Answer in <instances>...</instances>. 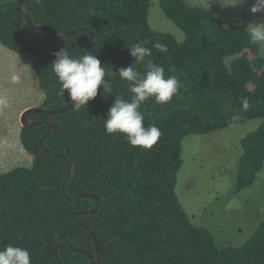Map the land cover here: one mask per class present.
I'll use <instances>...</instances> for the list:
<instances>
[{"label": "trees", "instance_id": "1", "mask_svg": "<svg viewBox=\"0 0 264 264\" xmlns=\"http://www.w3.org/2000/svg\"><path fill=\"white\" fill-rule=\"evenodd\" d=\"M19 0H0V42L10 50L28 54L44 92L42 107L57 109L71 102L59 95L60 83L52 71L54 53L77 40H91L79 30L61 39L47 31L31 29L18 11ZM165 15L184 31L173 33L152 27V0H25L23 8L37 24L57 33L89 28L92 43H77L69 54L91 52L106 72L133 63L128 47L141 44L152 55L136 65L143 74L147 63L175 75L181 86L167 104L150 98L141 105L144 126L155 125L161 136L151 149L131 146L124 135H108L103 127L114 97L131 99L129 83L118 73L107 76L112 91L98 90L87 106H75L54 115L37 113L34 120L52 119L58 130L45 139L49 152L68 155L74 172L66 184L69 195L84 192L92 197L67 199L62 184L69 160L46 156L40 145L48 124L22 126L20 140L33 156L30 166L18 165L0 174V250L8 245L27 248L31 264H92L58 234L98 256L92 234H97L100 264H264V220L241 246L220 247L210 230L197 226L177 193L178 173L184 163L183 140L224 129L234 123L261 119L258 127L240 140L234 192L248 187L264 168V56L249 43L246 26L226 24L212 9L187 0H160ZM160 42L167 52L153 45ZM103 93V95H102ZM242 98L249 108L244 110ZM186 139V140H187ZM186 146V145H185ZM185 156V152H184ZM74 214L73 218L72 215Z\"/></svg>", "mask_w": 264, "mask_h": 264}, {"label": "rangeland", "instance_id": "2", "mask_svg": "<svg viewBox=\"0 0 264 264\" xmlns=\"http://www.w3.org/2000/svg\"><path fill=\"white\" fill-rule=\"evenodd\" d=\"M187 1L212 9L226 24L247 27L252 20L264 21V13L253 14L250 11L255 0H243L236 6L227 5L230 0ZM149 19L153 28L173 33L179 40L185 38L184 31L165 15L160 0H152ZM31 69L38 83V76ZM39 91L44 94L37 84V101L34 102L38 105L42 104L38 102L42 99ZM31 94L34 93L31 91ZM26 99L29 97L21 87L15 91L8 86H0V101H4L0 103V174L18 165L30 166L33 162V156L24 149L20 140L21 115ZM261 121L257 118L246 123H234L227 128L183 140L184 163L178 173L177 193L192 221L210 230L220 247L245 244L264 220V168L254 183L238 193L234 192L242 154L240 140L255 130Z\"/></svg>", "mask_w": 264, "mask_h": 264}, {"label": "clouds", "instance_id": "3", "mask_svg": "<svg viewBox=\"0 0 264 264\" xmlns=\"http://www.w3.org/2000/svg\"><path fill=\"white\" fill-rule=\"evenodd\" d=\"M241 3L243 0H230L227 5L236 6ZM250 11L253 14L264 13V0H255ZM244 30L249 43L258 45L264 55V21L252 20ZM153 47L161 53L167 52V46L160 42H156ZM128 49L133 63L119 68L118 71L106 72L100 59L91 52L73 57L63 47L54 53L52 71L60 83L58 94L62 96L67 93L77 109L87 106L89 101L94 100L101 88L103 92L106 90L111 93L112 89L105 77L118 73L121 80L129 83L131 99L115 96L103 127L106 134H122L131 146L148 150L156 144L162 133L155 125L144 126L141 105L150 98H154L157 104L169 103L178 93L181 83L175 75L166 77L165 69L154 63H147L146 71L141 74L136 70V65L143 63L146 57L152 55L151 49L139 43ZM241 103L244 110L249 108L247 98H242ZM0 264H31L30 253L27 248L8 245L0 250Z\"/></svg>", "mask_w": 264, "mask_h": 264}, {"label": "water", "instance_id": "4", "mask_svg": "<svg viewBox=\"0 0 264 264\" xmlns=\"http://www.w3.org/2000/svg\"><path fill=\"white\" fill-rule=\"evenodd\" d=\"M25 0H19L18 3H17V9L18 11L25 17L26 19V22H27V25L35 30V29H38V30H44V31H47L52 37L54 38H57V39H61L65 36H68L76 31H79V30H87L91 33L92 37H91V40L90 41H85V40H77V41H74L73 43H71L69 45V47L66 48V50H68V52L77 44V43H92L94 40H95V33L89 29V28H86V27H83V28H75V29H72V30H68V31H65V32H62V33H57L55 32L54 30H52L50 27L44 25V24H37L32 16L26 12L23 8V2ZM74 106V103L71 101L70 103L60 107V108H57V109H48V108H45V107H42V106H31L27 109H25L21 115V122H22V125L23 126H27V125H31V126H34V125H38V124H48L52 127V129L50 131H47L46 133H44L40 139V145L43 149V152L46 156H61V157H65L66 159L69 160V163H70V170L68 172V175L66 176V178L64 179L63 181V184H62V192H63V195L69 199V200H74V199H77V198H81V197H92L96 200L97 204L91 208V209H80V210H77L75 211V213H84V212H87V211H91V212H95L100 204H101V198L98 194H95V193H91V192H84V193H80V194H77V195H69L67 192H66V184L67 182L69 181V179L72 177L73 175V172H74V162L72 161V159L64 154V153H60V152H49L46 145H45V139L52 133H55L57 130H58V123L54 120H50V119H41V120H31V117L36 114V113H46V114H49V115H54V114H59V113H62L66 110H68L69 108L73 107ZM73 218L74 217V214L72 215ZM76 219V218H75ZM82 226H84L93 236L94 238V242H95V246H96V249H97V253H98V256L96 257L95 254L88 250V249H85V248H82V247H79V246H76L74 245L71 240L69 239V237L64 234V233H60L58 234V244H57V250H56V254H57V258L59 261L62 262L61 260V257H60V250H61V245H62V242H61V239L60 237H62L67 243L68 245L74 249L75 251L79 252V253H82L84 255H86L87 257H89L92 261V264H100L101 263V260H102V251H101V246H100V242H99V239H98V236L97 234L95 233V231L85 222L81 221V220H78L76 219ZM67 264H70V263H67Z\"/></svg>", "mask_w": 264, "mask_h": 264}, {"label": "crops", "instance_id": "5", "mask_svg": "<svg viewBox=\"0 0 264 264\" xmlns=\"http://www.w3.org/2000/svg\"><path fill=\"white\" fill-rule=\"evenodd\" d=\"M26 55L10 50L0 42V86H8L15 91H18L21 87V91H26V96L29 99L24 101L23 111L31 106L38 105V103L34 102L35 100L37 101L36 88L38 83L32 73L30 57ZM31 91L34 94H31ZM39 94L42 95V99L38 102L42 103L44 94L40 91Z\"/></svg>", "mask_w": 264, "mask_h": 264}, {"label": "flooded vegetation", "instance_id": "6", "mask_svg": "<svg viewBox=\"0 0 264 264\" xmlns=\"http://www.w3.org/2000/svg\"><path fill=\"white\" fill-rule=\"evenodd\" d=\"M38 106H41V105H38ZM37 114V113H36ZM36 114H34L32 117H31V120H34L33 118H34V116L36 115ZM38 120H41V119H38ZM50 120H52V119H50ZM62 246V245H61ZM56 250H57V248H56ZM96 256V255H95ZM61 262V261H60ZM67 264V263H66ZM71 264V263H70Z\"/></svg>", "mask_w": 264, "mask_h": 264}]
</instances>
